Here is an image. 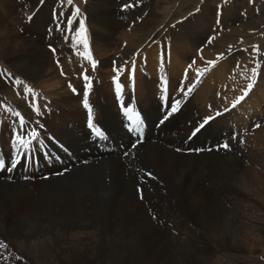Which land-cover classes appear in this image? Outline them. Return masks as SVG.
Listing matches in <instances>:
<instances>
[{
    "label": "bare ground",
    "instance_id": "bare-ground-1",
    "mask_svg": "<svg viewBox=\"0 0 264 264\" xmlns=\"http://www.w3.org/2000/svg\"><path fill=\"white\" fill-rule=\"evenodd\" d=\"M94 1L97 5L89 7L86 13L89 14L88 29L96 39V45H88V50L101 58L106 56V43L116 45L110 59L113 63L111 68H114L115 62L116 69H123L118 77L121 86L119 95L113 81L117 72H96L83 67V64L82 72L78 67L81 63L66 56L64 47L67 46L69 27H72L66 25L67 21L62 22L60 30L55 27L48 39L44 38L53 24L45 19L50 11L48 7L34 12L29 36H35V39L13 40L20 37L21 26H17L14 33L10 24L0 21V64L29 84L22 82L16 91H10L13 81L0 66L1 133L27 139L24 130L28 127L38 134L39 144L36 146L48 148L56 141L73 153L72 156L85 159L87 155L80 153L88 143L84 129L88 114V109L84 107L85 75L91 81L88 103L92 109V120L100 122L109 132L107 141L123 142L126 138L117 104L127 106L129 94L137 100L136 112L157 130H151L152 142L147 141L132 150L128 146L123 152L116 149L103 155L93 148L89 156L97 157V161L75 165L67 158L68 164L51 171L69 166L57 176L34 181L16 179L12 183L7 182V175L1 177L2 172L4 169L9 174L25 171V168L19 170L16 164L18 157L27 152L23 153V147H17L14 140L9 143L10 136L5 140L2 135L0 150L4 148L10 155L5 154L6 167L0 174V240L7 245L0 248V264H80L87 260L108 264L105 252L114 249V244L125 241L126 235L139 234L148 247L155 248V245H160V234L179 232L183 237L182 233H192V230L210 232L213 226L206 222L220 226L226 213L237 217L248 212L255 213L260 211V206L264 207V131L261 132L264 128L260 132L257 129L248 132L241 146L246 149L251 161L244 173L245 187H242L244 183L239 176L231 175L232 166L236 163L232 159L220 163L208 156L197 157L208 153L211 147L220 146L227 135L225 123L229 118L237 119L228 133L232 143L240 139L244 125V131L248 130L249 124L257 118V101L264 95V88L258 87V77L253 79L247 72L253 66V58L244 62V65L250 66H244L243 69H246L242 72L240 59L244 54L229 48L227 59L233 62L229 66L220 63L215 54H223L228 44L240 39L255 38L259 31L264 30V21H258L257 16L253 17L254 14L250 13L246 21L231 17L229 32L225 33L221 22L211 18L213 9L206 5H186L187 8H181L177 17L164 21L157 18L155 9L158 6L152 7L150 2L128 4L129 7L118 8V11L101 5L108 0ZM130 5H133L132 9ZM224 17L229 18L228 15ZM73 27L76 30L79 24L75 23ZM35 29L40 38L34 34ZM74 34L70 32L69 36ZM212 36L216 37L215 49H209V37ZM43 44L47 45V50L54 48L55 59L60 54L61 57L62 54L66 56L61 64L71 84V87L68 86L70 94L68 91L62 96L57 93L52 101L48 95L41 96L36 92V89L43 88V85L46 88L58 77L54 74V65L51 67L48 64H53L54 58L51 52L42 48ZM199 57L204 60L201 64ZM188 58L195 64L188 63ZM210 66L212 69L207 72ZM198 71L202 77L197 75ZM228 74L230 80L227 79ZM77 76L83 80H79L80 85ZM133 81L134 92L131 91ZM249 84L252 87L248 94L233 107ZM25 85L32 91L26 93ZM50 86L53 90L56 84L50 83ZM165 87L168 94L163 91ZM189 87L192 91L185 96ZM159 92L168 96V104L180 102L175 114L168 115V109H163L157 98ZM247 102L252 106L242 111ZM227 107L229 110H226ZM13 112H19L20 116L13 115ZM208 117L213 119L201 128L200 125ZM21 118L25 121L23 129ZM157 123L159 127L155 128ZM198 128L199 131H196ZM118 131L122 134H114ZM45 136L51 139L45 141ZM30 139L37 142V138ZM14 150L17 154L12 158ZM191 170H196L193 176ZM143 189L147 190L149 198L145 196L143 202H139L135 192ZM157 200L164 205L161 214L156 210L160 205H156ZM158 214L160 220L151 222L148 219H154ZM108 222L110 225L107 227L105 224ZM67 227L68 230L64 231ZM146 237L152 244L146 241ZM161 246L170 249L167 244ZM161 254L154 258L152 264L163 260Z\"/></svg>",
    "mask_w": 264,
    "mask_h": 264
},
{
    "label": "rangeland",
    "instance_id": "rangeland-1",
    "mask_svg": "<svg viewBox=\"0 0 264 264\" xmlns=\"http://www.w3.org/2000/svg\"><path fill=\"white\" fill-rule=\"evenodd\" d=\"M145 2H148V3L150 2L152 7L158 6L155 9V12L158 16L157 18L159 20H164V21H168L169 19L177 17L179 15L178 13L180 12L181 8H187L186 5L193 6L194 4H197V5L210 6L211 9H213V13H212L213 15L211 16V18L214 21H216L217 23L221 22L220 24H222V26H224L225 33L229 32V25H230L231 17H233L232 19H237V20L240 19V20L246 21L249 18V16H247V15L250 13L251 15L254 14V15H252L253 17L257 16L256 18L258 21H261V20L264 21V0H110V1L108 0L106 2L101 3V5L103 4L102 6L107 7L109 10H118V8L119 9L121 8L120 10H123L124 7L128 4L141 5V3L143 4ZM95 5H97V3L94 0H72L71 4L68 3V0H3V2L0 0V21H5L8 24H10L11 25L10 28L13 29L14 33L16 31L15 29L17 28V26H19V27L21 26L23 31L19 33L20 37L19 38L17 37L16 39L13 38V40H20V39H27V38L32 39L35 36H33V35L29 36V34H30L29 32H32V31H30L31 23H32L31 20H32L34 14L38 11V9H42V10L44 9L45 10V7H48L51 12L48 11V14L45 16V19L52 21L53 22L52 25H55L54 27H52V25H51L50 31H48L49 34H45L44 38L48 39L47 37L52 35V31H54V29L56 30V28H57V31L60 30L59 27L62 25V22L67 21V24L66 23L65 24L69 25L68 19H69L70 15L72 17V14H73V11L75 10V8H79L81 10H80V15H78L72 19V21H73L71 24L72 27H73V25H75V23H76V25L79 24V21L82 19L84 21L85 29H88L89 28V25H88L89 14H87L86 11L89 7L93 8ZM132 7H133V5H130V9H132ZM68 9H70V11ZM120 10H118V11H120ZM111 13L115 14L116 11H111ZM225 15H228L229 18H225L224 17ZM252 16H250V17H252ZM64 19H65V21H64ZM14 22H18V23L16 24ZM54 22H55V24H54ZM72 27H69V30H70V32L75 33V28L74 27L72 28ZM236 27H238V26H236ZM89 29L86 30V39H87V44L89 45V47H92L93 45H96L95 44L96 39H94V36L90 34L91 32ZM66 30H67V28H66ZM70 32L68 34L66 33L67 36L69 37L68 39H66V43H67L66 45L67 46L64 47V52L66 53V56L73 59V61H75V62L81 63L80 65H78V67H80L79 71H82V72L84 71V70H81L82 64L84 65L83 67L86 66L87 68L93 70L91 62L87 59H84L82 56L77 54L78 52H84V50H85L84 45L83 44L74 45L73 40H72L73 35L71 37L69 36ZM34 34L37 36V29L34 30ZM40 36L39 37L37 36V37L40 38ZM215 40H216L215 36L209 37V42H210L209 45H211L209 47V49H215V43H214ZM107 44L108 43H106L104 46L106 49H108L105 53L106 56L98 58V56H97L98 54H96L95 52H91L92 59L97 62L96 68L94 70L96 72H100V71L104 72L107 70L109 72H112V70H113V67L111 68V65H113V63L110 59L111 58L110 56H113L112 52H114L113 50L116 49V45L115 44L111 45L110 42L108 45ZM43 46H42V48L43 49L45 48L44 50H47L46 49L47 45L43 44ZM226 47H228V48H226V50L225 49L223 50V54H221V55L215 54L216 59L220 63L222 62L223 65H227V66L232 65V63H233L232 60L229 61V59H227V56H228L227 51L229 48L234 49V50L231 49V51L237 50L239 53H242L245 55L242 59H240V60H242V62H240V66L243 70V71L242 70L241 71L244 72V70L246 68L243 69V67L249 65V64L244 65L245 64L244 62L248 58H253V66L249 67L251 69V71H248V70H250V69H248L247 72H249L251 74L253 79L255 78V76L258 77L259 78L258 87H260V89L264 88V30L262 32L259 31L255 35V38H251V39L243 38V39L238 40L235 43L228 44ZM249 51H251V52L249 53ZM46 52H51L52 57L54 58V60H52L53 64H51L50 62H48V64H49V66L54 65V67L56 68L57 74H56V71H54V74H55V76L58 75V77H56V79L53 80V82H50V83H54V85L56 84V86H55V89L52 90L50 83H49L46 88L43 85L42 86L43 88L36 89L37 90L36 92H38L41 96H43V95L47 96L48 95L47 97H49L50 99L56 97L55 94H57V93L61 96L68 94L69 93L68 86L71 84H70V82H68L69 80L66 79V77H65L66 74L63 73V70H65V68H63L64 66L61 64L65 60L66 56H64L62 54V57H61V54H60L55 59L56 52H55L54 48H50ZM181 54H183V52ZM232 54H234V52H232ZM107 55H108V57H107ZM199 58H201V57H199ZM189 59L190 58L187 59L188 63L195 64L193 61H191ZM226 59H227V61H226ZM203 61L204 60L202 59V61L199 64H201ZM104 62L106 63L105 65L103 64ZM0 66L4 71H6L9 80L13 81L11 84L10 91H16V89L18 88L19 84L16 83L17 80L24 82L25 84L29 85L28 82L21 80L18 75H15L13 72L8 70L5 66H2L1 64H0ZM109 67H110V69H109ZM236 67H238V65ZM100 68H102V69L99 70ZM254 68L256 69L255 76H253V72H252V69H254ZM97 69L99 71H97ZM211 69H212V66H210L207 69V72L210 71ZM96 72H94V73L96 74ZM261 73H262V75H261ZM98 74L99 73H97L96 75H98ZM257 74H259V75H257ZM227 76H229V77H227V79L230 80L231 76L229 74ZM200 77H202V75H200ZM64 79L67 80L65 83L63 82ZM253 79H252V81H253ZM77 80H78V84L80 85L79 80H82V79L79 78V76H77ZM199 82H201V81L199 80ZM35 83L37 84V81H35ZM65 84H67V86ZM83 87H84V85H83ZM67 91H68V93H67ZM263 96H261V98L260 97L258 98L259 101H257L258 103L256 106L257 118L254 119L252 121V123L249 124L248 128L249 129L251 128L250 130L248 128H246L248 130L244 131V129H245V125H244V129H243V131H241V134H240L242 137L240 136L239 140L232 143L231 139H230L231 136H229L228 133H229L230 128H232L236 125L237 119L236 118H229V120H226V123H225V125H226L225 129L227 130V135L224 139L221 140L220 146L218 148L211 147V149L208 150L210 153L207 151L209 154L205 153L206 155L203 154V155L197 156L200 159L208 156L212 160H219L220 163H224L226 160H228V158L230 161L233 160L232 162H236L232 166L231 175L233 177H235V175L239 176L241 183H244L242 185V187H245V181H243L246 178L245 174H244V173H246L245 169L247 167H249L251 161L249 159V155H248L246 149L241 147V146L243 145L244 139L248 136V134H247L248 132H250L251 130H255V129H257L256 131L260 132V130L262 128H264V126H263L264 125V109H263L264 108V102H263L264 97ZM51 101H52V99H51ZM249 106H252V104L249 102L244 104L242 107V111L247 109ZM164 110H166V109H164ZM226 110H229V107H227ZM258 122H259V124H258ZM260 123H261V125H260ZM262 131H264V129L261 130V132ZM118 133L122 134L120 131L114 132V134H118ZM148 141L150 142L151 140L149 139ZM230 143H232V144H230ZM235 143L237 144L236 146L234 145ZM225 144L228 145L227 148L222 147ZM88 146L89 145L87 143V145L83 146L82 149L84 150V147H88ZM2 151L8 156L10 155L8 152H5L4 148H2ZM175 151H176V153H178V150H175ZM195 151H198V150H195ZM191 152L192 151L190 149V153ZM213 152H216V153H213ZM201 156H204V157L201 158ZM223 160H225V161H223ZM194 165H195V163H194ZM191 172H193V174H192V176H193L196 173V170H194V171L191 170ZM198 176H200V175H198ZM135 193L137 194V195L136 194L135 195H136V198L139 202H143L142 199H144L145 196H147L149 198L147 190H144V189L138 190ZM169 200H171V198H169ZM157 204H160V205H157ZM156 205L158 207V209H156V210L159 211V213L161 214L162 207H164V205L161 204L160 202H158V200H157ZM259 208H260V211H257L255 213L254 212H248V213L242 214V215L237 216V217H231L229 215V213H226L225 217L222 220L223 225L221 223L220 226H217V225L210 223V222H206V224L213 226V228L209 229L210 232L200 233L198 231L193 232V230H192V233H187V234L182 233L183 237H182L181 233H179V232L172 233V234L164 233L166 236L164 234H160L159 235L161 237V241L159 242L160 245H158V246L155 245V248L148 247V244L145 243L144 238L142 236H140L139 234L138 235L137 234L126 235V240L122 241L120 243L114 244V246H113L114 249L112 248L111 251L108 250V252H105V256L108 255V258H109L108 264H152L153 262H155V261H153L154 258L160 253H162L161 254L162 259L166 260L165 264H264V207L260 206ZM232 214H234V213H232ZM254 214H255V216H254ZM253 217H255V218H253ZM148 219L151 222H156V220H160L159 214L154 219H152V218H148ZM109 225H110L109 222L107 224H105V226H107V227ZM243 227H244V229H243ZM257 228H258V230H257ZM66 229L68 230V227L65 228L64 231H67ZM246 229L248 230V232ZM250 232H252V233H250ZM131 238H134V240H131ZM145 239L147 242L151 243V241L147 237ZM131 241H133L135 243H133V242L131 243ZM137 241H138V243H137ZM0 242H1V240H0ZM162 244H167V247L170 249H167V248L164 249V247L161 246ZM250 249H252V250H250ZM109 252H111V253H109ZM126 255H128V256H126ZM163 260H160V262L158 264H164ZM96 262L97 261H95L93 263L97 264ZM93 263H90L87 260V261L82 262L80 264H93Z\"/></svg>",
    "mask_w": 264,
    "mask_h": 264
},
{
    "label": "snow or ice",
    "instance_id": "snow-or-ice-1",
    "mask_svg": "<svg viewBox=\"0 0 264 264\" xmlns=\"http://www.w3.org/2000/svg\"><path fill=\"white\" fill-rule=\"evenodd\" d=\"M68 3L71 4L72 0H68ZM125 7H129V5H126ZM78 15H80V9L79 8H75V10L73 11L72 17H69V19H68L69 26H71V24H72V19L74 17L78 16ZM72 40H73L74 45H76V44H83L84 45V49H85L84 52H78L77 54L82 56L84 59L89 60L91 62V64H92L93 70H95L97 62L92 59L91 53L88 50V44H87V39H86V29H85L84 21L82 19L79 21V28L75 30V34L73 35ZM134 68H135V62H133V70H134ZM113 70L115 72H117V76L113 77V81L116 84L117 94L119 95V92L121 90V86L118 83V77H119L120 72L123 71V69L122 68L121 69H116L115 68V62H114ZM252 72H253V76H255L256 69L255 68L252 69ZM201 74L202 73L200 71L197 72L198 76L201 75ZM83 79L86 81L85 92H84V107L88 109V126L93 129L94 133L97 136H101L102 133L100 132V130L98 128H96V126L92 122V109H91V107L89 106V103H88V90L91 88V81H90L89 77L86 76V75L83 76ZM16 83L20 84L22 82L17 80ZM24 87H25V92L26 93L32 91L26 85ZM69 87H71V85H69ZM251 87H252V85L249 84L248 88L246 90H242L243 91V95H241L240 97H238L236 99V101L233 103V107H235V104L239 103L240 100L244 99V96H246L248 94V91L251 89ZM191 91H192V87H189L187 89V91L184 93V95L187 96ZM179 103H180L179 101H176L174 104H172V106H171V112L172 113L177 111ZM125 114L128 115L129 120L135 126V128L137 130L142 126V122L140 120L139 115L138 114H134L133 109L125 108ZM13 115L20 116V113L19 112H13ZM217 115H220V113H217ZM211 119H213V118L212 117L206 118L204 120V122L200 125V127L202 128ZM20 125H21V128L23 129V127L25 125V121H24L23 118L20 119ZM196 131H199V128ZM28 135L33 140H35L37 138V133H36L35 130H32L30 133H28ZM14 143H15V145L17 147L27 148L29 146V144L31 143V141L26 139V138H22L21 136L17 135V136L14 137ZM222 147L227 148L228 145L225 144ZM0 167H3V163L2 162H0ZM13 167H15V164H13ZM2 247H7V245H5L3 242H0V248H2Z\"/></svg>",
    "mask_w": 264,
    "mask_h": 264
}]
</instances>
